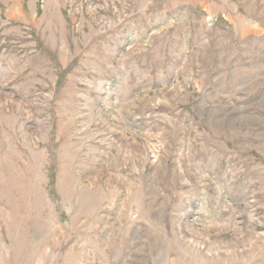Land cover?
<instances>
[{
  "label": "rangeland",
  "instance_id": "obj_1",
  "mask_svg": "<svg viewBox=\"0 0 264 264\" xmlns=\"http://www.w3.org/2000/svg\"><path fill=\"white\" fill-rule=\"evenodd\" d=\"M0 264H264V0H0Z\"/></svg>",
  "mask_w": 264,
  "mask_h": 264
}]
</instances>
